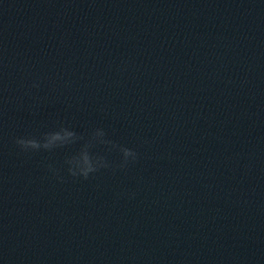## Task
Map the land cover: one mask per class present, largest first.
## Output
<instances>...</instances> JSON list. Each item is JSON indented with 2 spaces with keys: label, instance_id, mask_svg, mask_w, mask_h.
<instances>
[{
  "label": "water",
  "instance_id": "obj_1",
  "mask_svg": "<svg viewBox=\"0 0 264 264\" xmlns=\"http://www.w3.org/2000/svg\"><path fill=\"white\" fill-rule=\"evenodd\" d=\"M0 264H264V0H0Z\"/></svg>",
  "mask_w": 264,
  "mask_h": 264
},
{
  "label": "clouds",
  "instance_id": "obj_2",
  "mask_svg": "<svg viewBox=\"0 0 264 264\" xmlns=\"http://www.w3.org/2000/svg\"><path fill=\"white\" fill-rule=\"evenodd\" d=\"M34 87H38V85H33ZM62 133H66L67 136H77V134L70 130L67 127L61 126L58 130L49 131L44 134L43 140H39L35 137L32 138H18L16 143L23 149L24 151L28 150H40L41 148L45 150H52L57 147H63L65 145L71 144L70 142H66L63 139ZM99 134L103 139H96V134ZM106 133L102 129H97L90 140H88L78 153H84V163L81 165L79 170H75L73 168H69V172L73 176L82 175L85 179L89 177L91 173L98 171L102 167H108V164L105 161V158L102 156H94L90 149L94 146L96 142L100 144H110L113 147H119L120 151L123 153L125 164L127 163L128 159L131 157L135 159L137 153L128 147L119 146L113 144L112 141L104 139ZM79 140L83 139L82 136H78ZM55 141H61L60 143H55ZM77 156V155H76ZM123 166V165H122Z\"/></svg>",
  "mask_w": 264,
  "mask_h": 264
}]
</instances>
